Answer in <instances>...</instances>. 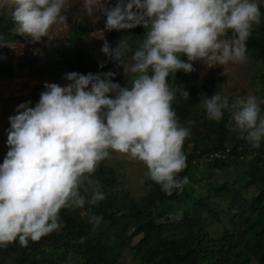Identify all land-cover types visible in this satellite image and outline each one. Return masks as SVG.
Here are the masks:
<instances>
[{"label":"clouds","instance_id":"9594fccd","mask_svg":"<svg viewBox=\"0 0 264 264\" xmlns=\"http://www.w3.org/2000/svg\"><path fill=\"white\" fill-rule=\"evenodd\" d=\"M12 5L16 31L32 41L47 36L50 27L66 21V0H0ZM91 14L106 17V30L147 29L144 39L131 48L120 40L107 41L101 52L133 74L131 88L121 87L103 73L69 72V83L44 84L34 106L16 105L6 129L8 150L0 162V247L16 241L27 246L59 230V210L91 207L104 199L98 186L88 193L89 176L110 151L142 161L148 178L163 192L181 189L187 177L182 152L190 129L172 108L177 92L168 78L178 70L192 72L193 61L207 66L240 63L246 59V41L261 18L257 0H87ZM99 19V16H96ZM228 30L233 36L226 37ZM2 45V44H0ZM131 53V54H130ZM186 56V60L181 59ZM205 64V63H203ZM103 67V64L100 65ZM111 93V97L108 95ZM264 98L247 95L229 103L214 92L202 106L209 120L219 121L225 110L251 147L264 141ZM191 124L192 121H187ZM100 216L90 215L98 224Z\"/></svg>","mask_w":264,"mask_h":264},{"label":"trees","instance_id":"16d2710c","mask_svg":"<svg viewBox=\"0 0 264 264\" xmlns=\"http://www.w3.org/2000/svg\"><path fill=\"white\" fill-rule=\"evenodd\" d=\"M259 7L262 15L246 41V55L263 68L257 78L264 98V0ZM11 12L0 16V44L28 38L16 31ZM105 19L101 22L104 29ZM106 31L111 48L123 39L134 49L147 29L137 25ZM89 32L85 24L71 21L55 63L29 58L22 59L17 68L49 78H65L73 71H111L113 82L130 89L133 74L123 79L118 62L108 56L98 61L88 53L85 37ZM232 36L228 30L226 37ZM14 72L13 64L0 59V81L12 78ZM168 82L189 93L185 98L177 92L172 102L178 121L190 129L182 145L186 167L178 173V177H187L182 188L169 195L148 180L147 196L130 203L127 193L116 190L119 183L106 158L90 174L89 192L82 191L87 201L98 186L104 199L91 207L87 202L75 209L62 207L59 230L29 240L27 246L13 241L0 247L2 264H124L126 252L139 264H264V141L259 148L251 147L227 110L219 121L206 117L204 97L214 92L225 96L212 73L201 79L178 70ZM28 101L34 106L38 96L33 94ZM261 108L264 112V105ZM90 215L100 216V222L90 223Z\"/></svg>","mask_w":264,"mask_h":264},{"label":"rangeland","instance_id":"374dc122","mask_svg":"<svg viewBox=\"0 0 264 264\" xmlns=\"http://www.w3.org/2000/svg\"><path fill=\"white\" fill-rule=\"evenodd\" d=\"M261 2L262 0H257L258 5ZM115 3L116 0H108L107 6H114ZM65 9L66 21L52 25L47 36L42 37L40 41H32L28 37L24 40L9 41L0 45L2 48L0 59L13 64L15 67L12 78L0 81V162L3 161L8 150L6 145V129L10 127L8 117L14 114L16 105L28 101L33 94H36L39 99L40 93L45 90V82L57 83L61 86L69 83L65 78H49L37 75L27 68L18 69L17 64L22 59L35 58L37 63H55L56 51L64 43L69 24L74 20L90 28L89 34L85 37V47L88 53L98 61H102L106 57L101 52V47L108 36L106 29L102 27L101 23L104 16L99 13L91 14L87 0H66ZM11 10V3H0V16L8 15ZM96 16H99V19H96ZM257 25L254 24L252 29H255ZM192 63L193 73L201 79H206L209 73H212L216 85L233 102L237 98H243L247 95H255L261 98V88L257 77L263 71V68L259 63L250 61L247 55L243 62H229L223 66L219 64L207 66L206 62L198 60ZM130 74H125L123 68L121 69L123 79H126ZM262 113H264L263 110ZM107 163L115 171L119 183L116 190L127 193L130 203L140 197L147 196L149 191L147 181L150 179L148 178L147 168L142 161L113 151L108 157ZM69 208L75 209L76 207ZM122 259L124 264H139L127 252ZM0 264H2L1 255Z\"/></svg>","mask_w":264,"mask_h":264}]
</instances>
